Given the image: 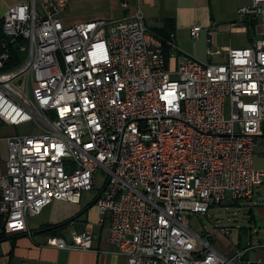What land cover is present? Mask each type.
I'll return each mask as SVG.
<instances>
[{
  "label": "built area",
  "instance_id": "built-area-1",
  "mask_svg": "<svg viewBox=\"0 0 264 264\" xmlns=\"http://www.w3.org/2000/svg\"><path fill=\"white\" fill-rule=\"evenodd\" d=\"M69 2L26 0L3 18L4 34L29 52L7 71L10 56L0 54V123L32 132L7 138L0 234H30V217L53 201L80 203L103 171L98 224L109 221L110 244L127 264H264L244 259L251 247L228 256L212 233L190 227L192 215L251 201L264 186L255 166L264 137V0L239 10L260 34L252 47L228 50L226 63L188 58L173 69L139 4L121 20L66 26ZM201 30L193 27L192 38ZM209 42L208 54L220 53ZM97 239L74 232L72 244L50 237L48 245L92 251Z\"/></svg>",
  "mask_w": 264,
  "mask_h": 264
},
{
  "label": "crops",
  "instance_id": "crops-1",
  "mask_svg": "<svg viewBox=\"0 0 264 264\" xmlns=\"http://www.w3.org/2000/svg\"><path fill=\"white\" fill-rule=\"evenodd\" d=\"M24 1L26 0H0V20L4 18L10 6ZM255 2L256 0H135L134 5L132 4L133 6L127 10L122 6L123 0H70L62 21L66 26H72L94 20H121L132 15L139 4L146 24L151 29H163L167 21L174 22L175 48L168 59L169 66L173 69L179 62L188 58H195L203 63H226L228 50L252 47L254 42L260 38V34L256 27H252V21L248 17L244 18L239 10L253 6ZM195 26H200L202 30L194 39L190 31ZM210 40H212L213 49L220 53L208 54ZM16 129L17 127L0 123V179L7 174L8 170L7 138L17 135ZM259 169H264V167ZM93 201L83 205L75 215L66 217L58 224L70 221L67 229L73 226V233L90 231L97 234L98 239L94 242V250H66L49 246L48 239L51 236L45 233V228L58 224H43L37 227L29 218L30 234L5 232V237H1V232L0 264H23L25 262L32 264H99L102 254L104 257L124 258L118 255L116 249L110 244L109 221L103 226L98 224L97 207H89ZM81 202L82 199L78 204ZM254 217L253 223H256L257 217L256 215ZM67 229L59 237L66 239ZM237 245L241 248L240 238ZM235 252L229 249L227 255L233 256ZM251 253H253L252 250L245 255L244 259L264 260V253H259L257 257H253ZM124 260L127 264L125 258Z\"/></svg>",
  "mask_w": 264,
  "mask_h": 264
},
{
  "label": "rangeland",
  "instance_id": "rangeland-1",
  "mask_svg": "<svg viewBox=\"0 0 264 264\" xmlns=\"http://www.w3.org/2000/svg\"><path fill=\"white\" fill-rule=\"evenodd\" d=\"M29 48L22 52V62L27 58ZM18 134H29L32 132L30 125L19 126L16 129ZM264 138L257 139L255 166L264 167ZM107 174L103 171L98 172L95 179V188L91 192L83 195L81 204H73L65 201H53L41 215L30 217L31 222L37 227L51 224H58L66 217L75 215L83 205L95 200L104 187V181ZM262 194L255 196L251 201H242L239 205L229 203L227 205H217L211 208L208 214H196L190 217V227L198 234L205 231L212 233L216 237L215 247L222 253L227 254L228 250L244 251L246 248H253L251 255L257 257L259 253H264V186L259 188L257 193ZM96 207V206H94ZM254 211V212H253ZM250 212L257 217V222H250ZM228 226L233 229L234 237H224L220 235L218 227ZM73 230L70 227L65 232V240L68 244L73 243ZM240 238L241 248L237 242ZM214 239V238H213ZM103 255V254H102ZM101 256L99 264H125L124 258L114 256ZM250 255V256H251Z\"/></svg>",
  "mask_w": 264,
  "mask_h": 264
},
{
  "label": "trees",
  "instance_id": "trees-1",
  "mask_svg": "<svg viewBox=\"0 0 264 264\" xmlns=\"http://www.w3.org/2000/svg\"><path fill=\"white\" fill-rule=\"evenodd\" d=\"M3 19L0 20V54L4 52H8L10 58L7 64L4 67V70H12L18 67L22 62V52L20 51V45L24 43V40L16 42H12L9 37H7L3 32ZM252 27H255V23L251 22ZM153 33L159 37L163 41L164 45V52L166 54L167 60L170 57L171 52L174 50L173 43H174V36H175V27L173 21H167L166 25L163 29H152ZM96 200L89 207L96 206ZM235 205H239V202H236ZM254 214L250 212V222L253 223L254 221ZM70 221H67L63 224L52 225L45 228V233L51 237H59V235L64 232ZM5 231H2L1 237H5ZM26 235V234H22Z\"/></svg>",
  "mask_w": 264,
  "mask_h": 264
},
{
  "label": "water",
  "instance_id": "water-1",
  "mask_svg": "<svg viewBox=\"0 0 264 264\" xmlns=\"http://www.w3.org/2000/svg\"><path fill=\"white\" fill-rule=\"evenodd\" d=\"M261 194V191L258 192L257 196H259Z\"/></svg>",
  "mask_w": 264,
  "mask_h": 264
}]
</instances>
